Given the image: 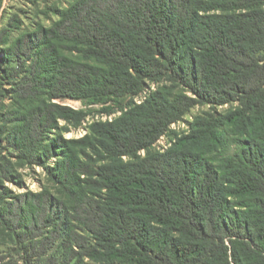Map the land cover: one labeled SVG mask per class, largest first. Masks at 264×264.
I'll list each match as a JSON object with an SVG mask.
<instances>
[{
    "label": "trees",
    "instance_id": "obj_1",
    "mask_svg": "<svg viewBox=\"0 0 264 264\" xmlns=\"http://www.w3.org/2000/svg\"><path fill=\"white\" fill-rule=\"evenodd\" d=\"M53 11L0 30V264H264V0Z\"/></svg>",
    "mask_w": 264,
    "mask_h": 264
},
{
    "label": "rangeland",
    "instance_id": "obj_2",
    "mask_svg": "<svg viewBox=\"0 0 264 264\" xmlns=\"http://www.w3.org/2000/svg\"><path fill=\"white\" fill-rule=\"evenodd\" d=\"M69 0H3L0 6V30L4 28L7 24L10 17L19 18V20L23 21V28H31L33 24L43 23L45 25H49L52 19H55L57 16L54 14L53 8H63L68 5ZM13 30V29H12ZM21 30V29H20ZM15 34H17L18 29L13 30ZM11 33V32H10ZM141 97H137L136 100H140ZM130 99L127 98L122 101L124 105ZM62 104L70 105L74 108H83L88 110L89 115L84 122V126L88 125L89 122L93 120H107L109 117H115L119 115L120 111H114L110 116L106 115L105 109L107 105H90L86 106L80 100L74 99H60L58 100ZM118 104L115 103V106L112 107L117 108ZM226 107L220 108L221 110H225ZM207 109V106H196L191 112L184 118V121L177 122L172 126V132L182 134L186 132L188 129L189 122L193 120L194 116L203 112ZM84 133V129L73 128L70 132L66 133L68 137H76L81 136ZM174 136V135H173ZM170 135L163 137L155 146L156 150L164 151L166 148L171 146ZM144 154V153H143ZM25 174V182L26 187L37 191L39 190L41 184L49 185L46 181L45 175L43 174L41 168L34 167L32 169H24ZM17 191L18 188H16Z\"/></svg>",
    "mask_w": 264,
    "mask_h": 264
}]
</instances>
